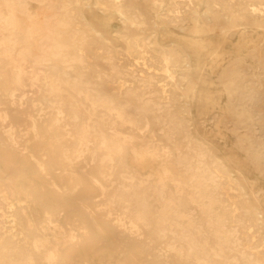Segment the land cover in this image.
<instances>
[{"label": "bare ground", "instance_id": "bare-ground-1", "mask_svg": "<svg viewBox=\"0 0 264 264\" xmlns=\"http://www.w3.org/2000/svg\"><path fill=\"white\" fill-rule=\"evenodd\" d=\"M0 264H264V0H0Z\"/></svg>", "mask_w": 264, "mask_h": 264}, {"label": "rangeland", "instance_id": "rangeland-1", "mask_svg": "<svg viewBox=\"0 0 264 264\" xmlns=\"http://www.w3.org/2000/svg\"><path fill=\"white\" fill-rule=\"evenodd\" d=\"M33 7H35V6H33ZM120 49H121V47H120ZM197 126V127H196ZM205 126H207V127H205ZM209 127H211V122L210 121H205L204 123H198L197 125H195V123L194 124H192L191 125V127H190V131H191V133L192 134H194L195 135V139L198 137H196V135H197V132H196V130H198L199 131V134H200V138L201 139H204V140H207V139H205V137L203 136L204 134H207V132H206V128H209ZM206 129V130H205ZM207 136H209L208 137V141H210V142H212L213 144H215L216 145V143H220V142H222L221 140H217V139H213L212 137H211V135L210 134H207L206 135V137ZM213 144H211V145H213ZM218 150V149H217ZM219 151V150H218ZM218 157H219V160L220 161H222L223 163H225L226 164V168H224V170L226 169V172H227V176H225V178L224 179H228L229 177L230 178H232L235 182H240L239 181V179L237 178V170L236 169H234L233 168V166L232 165H230L229 163H228V161H227V159L229 158V157H226V156H223V155H221V154H219L218 155ZM129 164H131V165H134L137 169H139L140 171H142L143 173H146V172H148L149 170H150V162L148 161V160H142V161H134L133 159H130L129 160ZM244 186V185H243ZM100 197H96L95 198V201H100ZM98 209H101V207L99 206L98 207ZM95 210V209H94ZM95 212V211H94Z\"/></svg>", "mask_w": 264, "mask_h": 264}]
</instances>
